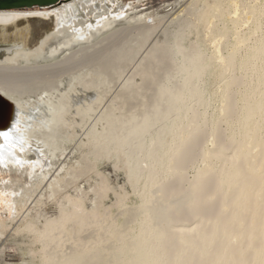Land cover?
I'll return each mask as SVG.
<instances>
[{
  "label": "bare ground",
  "instance_id": "bare-ground-1",
  "mask_svg": "<svg viewBox=\"0 0 264 264\" xmlns=\"http://www.w3.org/2000/svg\"><path fill=\"white\" fill-rule=\"evenodd\" d=\"M143 1L70 0L54 8L0 10L3 29L30 18L54 22L35 48L0 46V69L71 58L85 50L75 45L106 32L113 38L125 23L136 25L143 47L164 20L158 11L140 8ZM180 1L185 2L164 38L150 45L124 81L119 82L136 55L126 42L111 58L95 60L97 69L73 76L55 99L42 96L51 110L44 111L47 123L27 134L42 137L41 169L34 166L15 194L10 185L16 181L3 184L10 195L0 206V237L10 227L19 238L30 237L38 246L29 245L35 264H264V0L175 3ZM50 41L55 46L46 52ZM210 80L220 84L209 89ZM24 81L18 89L0 82V126L12 135L0 147L3 175L16 169L20 174L24 166L13 159L14 145L37 141L12 127L26 106ZM92 118L77 140L84 148L81 158L53 176L52 159L65 153ZM101 159L125 169L138 201L111 186L97 168ZM90 172L99 176L97 184L80 187L78 180ZM111 190L116 201L107 205ZM50 200L58 207L53 217L39 211Z\"/></svg>",
  "mask_w": 264,
  "mask_h": 264
},
{
  "label": "rangeland",
  "instance_id": "rangeland-1",
  "mask_svg": "<svg viewBox=\"0 0 264 264\" xmlns=\"http://www.w3.org/2000/svg\"><path fill=\"white\" fill-rule=\"evenodd\" d=\"M122 1L125 2L126 4H129L131 1L134 2L136 0H122ZM175 1L176 0H144L143 1L144 4L142 3L140 8H146L147 11H158L159 14H163L164 15L163 22L161 23V25H159V27L155 30V32L151 34V36L148 38V42L143 47L140 45V41L142 39V36L137 34L138 31H137L136 25L125 23L126 25L124 24V25L118 26V28L121 27L120 28V32L119 33L117 32V34L114 33L113 34V38H112L111 32L110 33L106 32L104 35H102L101 38L92 40L93 42H90L92 44L83 43V44H81L82 46L81 45H75L74 48L76 47L75 48L76 50H78V49H85V50L77 53L76 55H74L71 58H68L70 55L69 56H64V57L62 56L63 59L60 57L59 61L61 60L63 62H61V61L59 62L58 58L57 59H48L47 61L46 60H39V61L38 60H36V61L33 60L30 63H24V64L21 63L19 65L15 64V68L0 69V80L2 81V79H3L2 83H5L4 79H6V81H8V82H6V84H2L3 86H8V87L11 86V88H13V89H16V88L18 89V87L15 88V86H17L19 84L21 79H22V82L24 81L22 77H24V79L27 78L26 81L27 80L28 81L27 82L24 81V83L26 82L27 85L29 83V87L32 85V83L30 85V82H33V84L35 83L34 86L36 88H34L33 85H32L33 87L31 86L30 88L28 86H26V88H25L26 92L24 94H22L23 95L22 99H23L24 105L26 104V106H25L24 111H21V116L20 117H22V118L19 117L20 121H19V119L17 120L18 123H16V126H17L16 129H19V132L23 131L24 136H26L28 133H29L28 135H30L31 132H34L35 131L34 129H35L36 125L39 124V123L41 124L42 120H43L44 124H45V122L47 123V121L45 119V114L48 111L51 112V110H47L48 109V105L46 106L45 104H47V103L46 102L44 103L45 98L46 99H50V100L52 98L55 99V97H53V95L57 96V94H59L62 89L68 88L69 87L68 82H70V80H71V78H73V76H75L77 74L85 73L86 70L88 71V69H89V71H91L93 69H97V67H98L97 65L95 66L96 68L93 67V66L99 62L100 58H102V57H105V59L106 58L109 59L108 57L111 58L112 53L115 52L116 49H118L120 46H122L124 42H126V44L129 45L130 47H132L133 50L135 49L136 51L137 50H139V51L136 52L134 50V53H136L135 59L130 63V67L127 68L125 74L123 75L122 78H120L119 82L121 83V81H124L122 79L123 78L126 79L127 77L125 78V76L126 75L129 76V72H133L132 69L134 70V67L136 68L138 60L140 61L141 57L145 56V54L147 53V50L151 48L150 45L153 44L158 39L162 40L164 38L163 33H162L163 30L167 26H169L170 19L173 17V15H175V13H177L180 10V7L182 8V5L185 2V1H180V2L175 3ZM168 3H171L170 6H167ZM135 5H138V4H135ZM28 20L20 21L16 25L7 28L8 30L0 28V46H7V45H13V44H23L27 48H30V47L31 48H35L36 46L39 45L38 43H40V40L48 32H50L51 29L54 26V22L52 20H44V19H41V18H30ZM16 27H18L17 30H16ZM16 33H18V34H16ZM109 35H111V36H109ZM103 37H105V39L107 38L106 40L104 39V42H103V40H101ZM131 38H133V40L134 39L135 40L133 41ZM127 39H128V41H127ZM19 40H20V42H19ZM129 40H130L131 43L128 44ZM138 40H140V41H138ZM98 41H99V43H98ZM113 44H115V45H113ZM51 46H55V43L53 41H50L48 43V45L45 46L46 52H48V49ZM112 46H113V48H112ZM88 47H90V48H88ZM136 47H138V48H136ZM86 48H88V49H86ZM140 48H142V50ZM105 50H106L107 53L105 52ZM108 50H110V51L108 52ZM103 54H104V56H103ZM106 54H108V55H106ZM100 55H101V57H100ZM95 60L96 61L98 60L97 63H95ZM27 65L28 66L30 65V66L28 67ZM24 66H25V68H24ZM84 67H86V68H84ZM22 68H24V69H22ZM90 68H91V70H90ZM81 70H83V71H81ZM30 79H31V81H30ZM16 80H18V81H16ZM11 81H13V83ZM14 81H16L15 84H14ZM212 81L213 80H210V83H209V86H208L209 89H211L213 87H216V86H218L220 84L217 81H214V82H212ZM9 82H11V85L9 84ZM120 83L116 84V86L113 89V91H116L117 89H119V84ZM47 92L49 94H47ZM40 93H42L41 94V98H40ZM111 94H109V96L103 101L102 105L99 106L98 110H100L102 107L105 106V104L107 103V100L111 96ZM17 95H18V93L15 94V96H17ZM42 96H44L45 98H43ZM47 96H49V97H47ZM28 100H30V101H28ZM25 101H27L28 103L25 102ZM38 102H40L41 105H39L40 103H38ZM36 104L38 106H36ZM31 105H33V106L31 107ZM215 105H217V104H214V106ZM41 106H44V109H43V107L41 108ZM32 108H33V110H32ZM38 110H39V114L38 115L35 114V113L33 114V112L38 113ZM98 110L96 111V114L99 112ZM44 111H45V114H44ZM23 112H25L26 114H23ZM28 115L30 117L32 116L30 118L32 120H30L27 117ZM35 115H36V117H35ZM40 115L42 116V118H41ZM93 120H94V118H92L90 124H88L85 127L86 130L83 129L82 131L79 132L80 134L78 133V136L75 138V140L72 141V144L69 143L68 149L65 151L64 154H62V155L59 154L58 157H56V158L54 157L52 159V161L56 162V164L54 165L55 166L54 168L56 170L53 169L52 175H53V173L56 174V172H59L61 170V167L65 163L66 164H70V163L75 162L76 160L81 158V152H82V150L84 148H80V142L79 141L83 139V135H85L84 133H86V131H88V129L91 127V123H93ZM36 121H38V122L36 123ZM25 122H27V123H25ZM25 124H26V126L28 125V128H26ZM32 129L34 131H32ZM0 130H9V129L4 127V126H0ZM30 130H31V132H30ZM28 135H27V137H29ZM79 135H81L82 137L80 138ZM27 137H25V140H26ZM34 137H35V140H37V141L32 140ZM29 138H31V140H32V143H30L31 145L35 142L32 146L29 143H26V144L23 143L22 145L21 144H16L13 147L14 150H12L13 153L15 152L14 155H16L13 158L14 160H16V158L22 159L20 162L16 161L18 163L17 166H19V167L21 165L22 166L24 165L25 167L27 166L26 169H25L24 166L21 167V169L19 168L20 169L19 172L21 171L22 173L20 172V174H22V175L16 173L17 169L14 172L10 173L9 175H7L6 173H4V175H3V173L0 174V179H5L4 183H2V180H0V195H1L0 196L1 197L0 198V201H1L0 202L1 203L0 206H2V207L5 206L4 205L5 204L4 199H7L9 197L10 192L8 193L7 191H4V189H2L1 186L3 187L4 185H6L7 181H8V183L10 182V184L12 183V181H16V182L12 183L13 185L12 184L10 185L11 189H12V190L10 189V191H11V193H12V191H13V193H14V191L15 192L16 191L20 192V190L22 188L21 186L24 185L23 184L24 181L25 182L26 181L29 182V175H28L29 172H34L36 167H37V169H41L40 165H41V160L43 159V152H42L43 150L40 151V148H42V147H39V146L42 144L41 143L42 142V137L40 136V133H38V134H36V136H30ZM38 139H39V141H38ZM77 140H79V141H77ZM37 142L39 144L40 143L41 144L39 145V144H37ZM3 143H5V140L3 139V137H0V145L3 144ZM17 145L20 148H22V149L20 150V148L19 149H18V147L16 148ZM33 146L35 147V149H34ZM36 146H37V148H36ZM38 147H39V149H38ZM28 148L30 149L29 150L30 152H27ZM16 149L18 150V152H17ZM19 152L21 154H23V156ZM24 152H25V154L26 153H28V154L24 155ZM35 156L37 157V160H39V161L36 160ZM73 159H74V161H73ZM26 162H28V163L30 162V163L27 164ZM30 165H31V167H30ZM34 166H36V167H34ZM114 167L115 166L113 164V160H111V159H101V160L98 161V166H97L98 170L108 177V179H109L108 181L111 184V186H113L115 188V190L118 189L117 191L126 190L129 194H131V199H130L131 201H133V202L138 201V199L133 195V188H131L132 186L130 187V183L128 182L125 169L120 164H119V167H115V168ZM23 168H24V170H23ZM24 172H26L25 173L26 175L24 174ZM52 175H50V177H48V179L46 181L47 184L51 180H53L54 177H52ZM18 177L20 179H18ZM15 178H16V180H15ZM89 178H90V180H89ZM97 178H99V176H96V173L94 174V172H90V176L89 177L82 176L78 180L77 184L80 187H82V188L84 186L85 187H89V185L92 186L93 184H94L93 186L95 187V185L97 184ZM8 179H10V180H8ZM23 179H24V181H23ZM46 182H44V184L42 185V188H43L42 191H45L44 188L47 186ZM15 183H18V184H15ZM12 186H13V188H12ZM17 186L19 187V189H17L18 188ZM72 187L73 186L70 185L67 188V190H69L70 193H74V191H75L74 188H72ZM39 191H40V189H39ZM92 193L93 192H90V195L94 196V194H92ZM5 195H6V197H5ZM57 199H60V197L58 196ZM113 201L114 202L116 201V195L111 190V191L108 192V197H107V199H105V203L107 205H110V204L114 203ZM29 202L30 203H28V207H30V205L34 201L32 199V201L30 200ZM33 205L34 204H32L31 207H33ZM57 209H58V207L55 204V201H51L50 200L44 206L42 205V207H41V209H39V211L42 212V213L47 214L48 216L53 217V216L58 214V212H57L58 210ZM43 211H46V212H43ZM115 212H117L116 209H115ZM5 213H6V216L9 215L7 212H5ZM18 218L14 221L15 224H16L17 220L20 219V218L19 219ZM14 233H15L14 229L12 227H10V229H8V231L2 237H0V264H35V262L32 261V259H31L32 258V253H31L30 249H32V248H33V250L37 249L38 246L30 243L31 242L30 241L31 240L30 237H28L30 240L27 237H25V239L21 237L22 238L21 239V238H19L20 235H17V234H14ZM27 240H29V241H27ZM30 244H31L32 248H30V246H29Z\"/></svg>",
  "mask_w": 264,
  "mask_h": 264
},
{
  "label": "water",
  "instance_id": "water-1",
  "mask_svg": "<svg viewBox=\"0 0 264 264\" xmlns=\"http://www.w3.org/2000/svg\"><path fill=\"white\" fill-rule=\"evenodd\" d=\"M70 0H0V10L54 8Z\"/></svg>",
  "mask_w": 264,
  "mask_h": 264
},
{
  "label": "snow or ice",
  "instance_id": "snow-or-ice-1",
  "mask_svg": "<svg viewBox=\"0 0 264 264\" xmlns=\"http://www.w3.org/2000/svg\"><path fill=\"white\" fill-rule=\"evenodd\" d=\"M18 123L17 122H14L13 124V129H15L16 131H19V129H16L15 128V124ZM0 137H3V139L5 141H10L12 139V135H11V130H0ZM0 147H3V145H0Z\"/></svg>",
  "mask_w": 264,
  "mask_h": 264
}]
</instances>
